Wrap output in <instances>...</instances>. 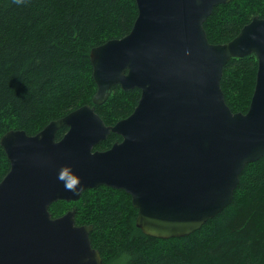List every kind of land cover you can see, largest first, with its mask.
Here are the masks:
<instances>
[{
  "label": "water",
  "instance_id": "1",
  "mask_svg": "<svg viewBox=\"0 0 264 264\" xmlns=\"http://www.w3.org/2000/svg\"><path fill=\"white\" fill-rule=\"evenodd\" d=\"M230 1L135 0L129 33L89 52L92 105L34 135L0 137L9 163L0 181V264H101L92 227L77 226L73 208L56 218L49 211L98 186L126 192L136 227L157 239L187 236L231 203L245 165L264 156V18L210 44L203 24ZM249 55L257 59L249 107L232 112L223 69ZM116 85L140 96L130 115L106 126L95 106ZM111 133L121 140L94 150Z\"/></svg>",
  "mask_w": 264,
  "mask_h": 264
},
{
  "label": "trees",
  "instance_id": "2",
  "mask_svg": "<svg viewBox=\"0 0 264 264\" xmlns=\"http://www.w3.org/2000/svg\"><path fill=\"white\" fill-rule=\"evenodd\" d=\"M135 0H0V137L27 135L50 121L92 105L96 85L89 52L129 33ZM254 16L264 18V0H231L213 8L203 24L210 44L233 39ZM257 59L232 58L220 82L232 112L245 113L252 96ZM136 89L116 85L95 113L111 126L132 113ZM66 128L58 130L59 140ZM109 134L94 150H106ZM9 163L0 147V181ZM75 210L77 226H91V247L101 264H264V156L246 164L231 203L187 236L157 239L136 227L137 210L123 190L98 186L75 202L57 201L53 218Z\"/></svg>",
  "mask_w": 264,
  "mask_h": 264
},
{
  "label": "flooded vegetation",
  "instance_id": "3",
  "mask_svg": "<svg viewBox=\"0 0 264 264\" xmlns=\"http://www.w3.org/2000/svg\"><path fill=\"white\" fill-rule=\"evenodd\" d=\"M119 138H120V137H119ZM120 140H121V139H120ZM99 144H100V143H99ZM99 144H98V145H99ZM96 146H97V145H96ZM96 146H95V147H96ZM99 151H103V150H99Z\"/></svg>",
  "mask_w": 264,
  "mask_h": 264
}]
</instances>
